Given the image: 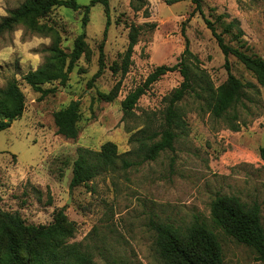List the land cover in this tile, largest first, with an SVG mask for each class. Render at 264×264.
<instances>
[{
  "label": "rangeland",
  "instance_id": "1",
  "mask_svg": "<svg viewBox=\"0 0 264 264\" xmlns=\"http://www.w3.org/2000/svg\"><path fill=\"white\" fill-rule=\"evenodd\" d=\"M24 1L0 0V9L7 15ZM90 1L78 0L83 5L78 10L56 6L41 17V23L54 28L50 33L32 31L21 24L0 32V87L15 78L25 94L22 116L0 131V207L19 212L28 224H48L63 210L75 223L70 241L88 246L97 264L113 259H125L130 264H164L154 247L151 222L165 220L185 227L195 217L206 219L216 232L224 264H264L255 258L251 247L217 227L210 214V202L216 194H236L245 201H258L264 222V162L258 151L264 145V86L234 55L228 57L233 74L255 84L247 88L248 108L240 107L244 121L240 129L230 128L225 118L214 117L205 98L191 93L180 102L187 128L179 131L173 150L70 186L79 146L100 149L106 141H113L120 153L127 152L131 160L140 159L138 137L148 132L142 129H159L165 97L180 84L182 76L178 70L161 76L129 113H125L121 101L143 84L156 66L176 63L187 42L198 57L196 64L207 72L215 87L228 76L225 56L190 0L171 4L149 0L148 17L134 12L130 0H110L105 40L102 3L92 5L87 23L82 21ZM203 11L218 31L222 30L219 15L238 19L244 36L240 41L232 40V44L264 58V0H203ZM6 15H0V20ZM131 22H152L155 26L143 27L129 70L114 71L128 46ZM81 33L89 48L76 61L66 84L43 96L34 91L23 75L43 63L49 54L46 48L54 38L59 37L60 45L70 51ZM226 39L230 40V35L226 34ZM103 40L105 68L89 85L99 67ZM118 82L120 87L112 100L99 96V91L109 93ZM72 99L80 102L79 131L76 138H66L57 132L53 113Z\"/></svg>",
  "mask_w": 264,
  "mask_h": 264
},
{
  "label": "trees",
  "instance_id": "2",
  "mask_svg": "<svg viewBox=\"0 0 264 264\" xmlns=\"http://www.w3.org/2000/svg\"><path fill=\"white\" fill-rule=\"evenodd\" d=\"M175 3L183 0H165ZM195 5L212 30L219 47L225 56V67L228 76L225 82L215 87L207 72L196 64L198 57L186 43L184 51L174 64H161L154 68L143 84L127 93L121 101L125 113L136 106L139 98L147 88L164 74L178 70L182 81L165 97V107L158 130L150 131L149 127L142 129L148 132L138 137L136 148L139 160H131L125 153H120L117 144L106 141L100 149L87 146L77 148V157L73 162L70 186L75 187L93 180L96 176L118 168H129L145 160L155 159L165 150H173L179 131L186 130L185 112L180 102L191 93L205 98L210 113L216 118H225L230 128L238 130L244 121L241 120L240 107L248 108L245 99L248 98L247 88H253L254 83L243 82L231 71L229 55H234L249 70L253 71L258 82L264 86V58L250 54L239 44L244 30L236 18L229 19L221 14L217 21L222 30L218 31L215 23L205 17L203 0H190ZM102 3L106 14L104 40L110 25V0H91L85 5L82 21L87 23L90 7ZM66 6L74 10L83 5L78 0H25L21 5L9 11L0 20V32L12 30L17 25L40 33L54 31L52 26L41 23L39 19L46 16L54 7ZM134 12H141L148 17L151 14L149 0H130ZM228 18V19H227ZM153 27L155 23L131 22L128 32L129 43L124 52L122 63L114 66V71L121 69L123 73L129 70L134 46L144 26ZM230 35V40L226 39ZM104 40L99 45V67L89 80V85L103 73L105 68ZM89 45L83 33L78 34L70 51L61 45L59 37L54 38L47 47L49 54L35 69L28 70L23 79L41 96L54 92L57 85H65L69 79L76 61L88 51ZM49 84L50 86L44 87ZM120 87L118 82L109 92L99 91V96L108 101L117 95ZM80 102L72 99L63 108L54 111V121L57 132L66 138H76L78 121L81 117ZM25 109V94L17 79H10L0 87V131L10 127L13 120L22 116ZM259 156L264 162V145L259 147ZM2 198L0 195V202ZM210 214L214 224L226 234L234 237L255 251V258L264 262V222L260 203L256 200L245 201L236 194L218 193L210 202ZM155 231L154 247L164 264H224L222 244L206 219L195 217L187 226L182 227L165 220L152 221ZM75 231V223L68 219L64 211H59L54 220L48 224H28L17 211L11 212L0 207V264H97L95 255L88 246L80 242H72L70 238ZM106 264H130L125 259H113Z\"/></svg>",
  "mask_w": 264,
  "mask_h": 264
},
{
  "label": "clouds",
  "instance_id": "3",
  "mask_svg": "<svg viewBox=\"0 0 264 264\" xmlns=\"http://www.w3.org/2000/svg\"><path fill=\"white\" fill-rule=\"evenodd\" d=\"M0 15H6V13H4L2 9H0ZM15 34H16L17 37H19L20 32L17 31Z\"/></svg>",
  "mask_w": 264,
  "mask_h": 264
}]
</instances>
